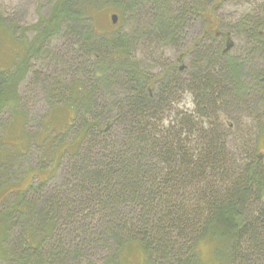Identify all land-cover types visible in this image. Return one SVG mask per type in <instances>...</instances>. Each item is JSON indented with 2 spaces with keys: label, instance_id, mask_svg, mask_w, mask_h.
<instances>
[{
  "label": "rangeland",
  "instance_id": "1",
  "mask_svg": "<svg viewBox=\"0 0 264 264\" xmlns=\"http://www.w3.org/2000/svg\"><path fill=\"white\" fill-rule=\"evenodd\" d=\"M113 1L94 13V29L100 33L122 32L135 41L132 54L143 71L158 76L159 82L171 78L182 82L179 86L170 83V104L161 124H175L174 117L187 113L195 119L196 127L206 125L210 129L217 119L215 126L225 132L227 149L234 160L245 165L256 154L262 157L264 148L257 150V143L261 145L262 141H257L263 138L260 132L264 129V0H136V10L125 12L123 20L115 24L111 20L117 9ZM53 3L0 0V69L18 61L34 43L37 34L32 27L45 22ZM159 4L183 23L177 39L155 34ZM61 33L40 45L38 56L29 58L27 74L17 86L14 123L4 132L2 148L7 157H0V217L8 206H20L19 200L30 215L26 220L11 217L4 230L0 220V264L35 262L39 258L45 259V264H149L135 244L117 254L118 236L109 229L110 215L97 212V206L90 203L74 204L70 208L75 210L74 216L62 209L54 233L45 235L40 208L54 193L60 195L72 189L75 180L71 177L69 153L81 149L83 128L93 121L104 124L114 120L121 106L118 102L126 94L123 82L112 83L110 77L106 83L98 77V64L85 56L76 37ZM215 46L216 53L211 50ZM204 53L207 60L213 58L217 69L222 65L221 75L231 77L232 82L227 86L230 96L217 104L216 115L201 118L187 79L200 66L198 62L205 63ZM231 63H235L233 70ZM229 72L236 74L229 76ZM84 93L92 95L95 106L83 118ZM9 119L8 110L0 112V136ZM199 134L192 143H199ZM197 199L194 195L185 198L191 206ZM198 206L204 207L203 203ZM132 212L127 208V219ZM27 227L34 229L31 235L40 246L25 248ZM191 239L185 243L183 261L192 255ZM214 246L210 240L201 242L197 249L199 264H225L214 256ZM163 263L170 264L171 259Z\"/></svg>",
  "mask_w": 264,
  "mask_h": 264
},
{
  "label": "trees",
  "instance_id": "2",
  "mask_svg": "<svg viewBox=\"0 0 264 264\" xmlns=\"http://www.w3.org/2000/svg\"><path fill=\"white\" fill-rule=\"evenodd\" d=\"M108 1L54 0L45 22L39 21L32 27L37 34L34 43L18 61L0 69V112L10 113L9 121L1 129L0 157H7L2 148L4 132L14 123L17 86L27 74L29 58L38 56L40 45H46L61 32L78 39L85 56L98 64L96 73L103 82L109 83L107 78L111 77L112 83H124L126 94L118 102L121 106L115 119L104 124L93 121L85 126L81 149L69 153L71 177L75 180L72 189L60 195L54 193L40 208L45 235L54 233L62 209L74 216L75 210H70L74 204L90 203L97 206V212L110 215L109 229L118 236L117 254L135 244L149 264L156 261L164 264L166 259H171L170 264H199L197 249L201 242L210 240L215 245L214 256L225 264H264V155L256 154L257 157L240 165L227 149L225 132L215 126L217 119L210 129L206 125L196 127L195 119L187 113L174 117L175 124H161L170 104V83L179 86L182 82L174 78L159 82L158 76L143 71L132 54L135 41L122 32L100 33L94 29V13H99ZM135 1H113L117 19L121 21L125 12L135 11ZM156 9L155 34L177 39L183 23L167 14L163 4ZM217 48L211 50L216 53ZM30 50L34 52L29 55ZM222 58L230 62L227 57ZM205 59L204 64H196L200 66L187 79L201 118L216 115L217 104L230 96L227 86L232 82L231 77L221 75L222 65L217 69L212 57ZM234 65H229L231 70ZM229 73V76L236 74ZM83 95L84 118L95 103L91 94ZM199 133L202 135L199 143H192ZM260 135L263 138L257 141H262L261 145L257 143V150L264 148V129ZM189 195L198 198L195 206L185 200ZM19 202L20 206H8L0 217L3 230L11 217L26 220L30 215ZM202 203L201 208L198 205ZM247 207L251 208L249 213ZM127 208L133 211L129 219ZM26 232L25 248L40 246L31 235L34 229L27 227ZM190 237L192 255L183 261L185 243ZM45 261L39 258L19 264H45Z\"/></svg>",
  "mask_w": 264,
  "mask_h": 264
},
{
  "label": "water",
  "instance_id": "3",
  "mask_svg": "<svg viewBox=\"0 0 264 264\" xmlns=\"http://www.w3.org/2000/svg\"><path fill=\"white\" fill-rule=\"evenodd\" d=\"M111 20H112V23L115 24L117 22V16L116 15H112L111 16ZM229 46H227L228 48Z\"/></svg>",
  "mask_w": 264,
  "mask_h": 264
},
{
  "label": "bare ground",
  "instance_id": "4",
  "mask_svg": "<svg viewBox=\"0 0 264 264\" xmlns=\"http://www.w3.org/2000/svg\"><path fill=\"white\" fill-rule=\"evenodd\" d=\"M197 46V45H196Z\"/></svg>",
  "mask_w": 264,
  "mask_h": 264
}]
</instances>
